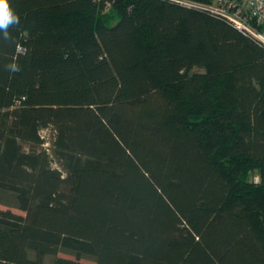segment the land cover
Segmentation results:
<instances>
[{
  "label": "trees",
  "instance_id": "16d2710c",
  "mask_svg": "<svg viewBox=\"0 0 264 264\" xmlns=\"http://www.w3.org/2000/svg\"><path fill=\"white\" fill-rule=\"evenodd\" d=\"M183 1L8 0L0 264H264V45Z\"/></svg>",
  "mask_w": 264,
  "mask_h": 264
},
{
  "label": "built area",
  "instance_id": "2783aa9c",
  "mask_svg": "<svg viewBox=\"0 0 264 264\" xmlns=\"http://www.w3.org/2000/svg\"><path fill=\"white\" fill-rule=\"evenodd\" d=\"M202 7L230 21L237 29L264 45V0H214L201 4L183 1Z\"/></svg>",
  "mask_w": 264,
  "mask_h": 264
},
{
  "label": "clouds",
  "instance_id": "9594fccd",
  "mask_svg": "<svg viewBox=\"0 0 264 264\" xmlns=\"http://www.w3.org/2000/svg\"><path fill=\"white\" fill-rule=\"evenodd\" d=\"M19 22V17L8 0H0V30L7 35L9 27L19 24Z\"/></svg>",
  "mask_w": 264,
  "mask_h": 264
},
{
  "label": "rangeland",
  "instance_id": "374dc122",
  "mask_svg": "<svg viewBox=\"0 0 264 264\" xmlns=\"http://www.w3.org/2000/svg\"><path fill=\"white\" fill-rule=\"evenodd\" d=\"M194 70H200L199 68H194ZM41 138H42V144L41 147L46 150V152L49 154V157L51 158V163L53 166L60 168L55 162L54 157L52 156V142L54 139V129L52 125H48L40 130ZM0 207H5L4 205L0 204ZM15 210V209H14ZM18 211V210H16Z\"/></svg>",
  "mask_w": 264,
  "mask_h": 264
}]
</instances>
